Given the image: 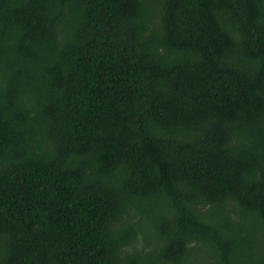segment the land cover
<instances>
[{
  "label": "trees",
  "instance_id": "trees-1",
  "mask_svg": "<svg viewBox=\"0 0 264 264\" xmlns=\"http://www.w3.org/2000/svg\"><path fill=\"white\" fill-rule=\"evenodd\" d=\"M0 264H264V0H0Z\"/></svg>",
  "mask_w": 264,
  "mask_h": 264
}]
</instances>
